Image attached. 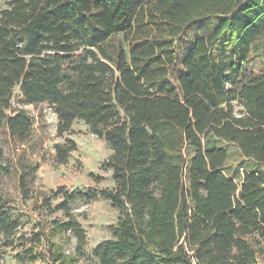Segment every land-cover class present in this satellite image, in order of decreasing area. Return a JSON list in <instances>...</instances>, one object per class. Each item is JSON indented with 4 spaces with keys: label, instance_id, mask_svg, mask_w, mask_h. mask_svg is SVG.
<instances>
[{
    "label": "trees",
    "instance_id": "16d2710c",
    "mask_svg": "<svg viewBox=\"0 0 264 264\" xmlns=\"http://www.w3.org/2000/svg\"><path fill=\"white\" fill-rule=\"evenodd\" d=\"M45 106L57 135L82 120L105 139L113 186L38 184L43 161L77 147L48 151ZM1 131L0 182L14 174L23 199L62 213L16 235L0 188L17 264L77 262L86 230L70 203L97 196L118 209L99 264H264V0H4Z\"/></svg>",
    "mask_w": 264,
    "mask_h": 264
},
{
    "label": "rangeland",
    "instance_id": "374dc122",
    "mask_svg": "<svg viewBox=\"0 0 264 264\" xmlns=\"http://www.w3.org/2000/svg\"><path fill=\"white\" fill-rule=\"evenodd\" d=\"M3 3L4 0H0V5ZM26 108L37 113L32 105H27ZM239 108V106L236 107L237 111ZM43 119L50 135L45 141L48 151L54 150L56 142H62L67 138L75 140L77 147L71 152L66 163L43 161L40 164L37 170V180L41 187L46 189L63 185L69 191H86L90 188L113 186L111 169L104 166V161L111 153L104 138L93 133L88 124L82 120H75L68 131L57 135V115L48 106L43 108ZM0 141L5 149V159L11 160V149L2 131ZM0 188L8 195L14 213L21 219V226L16 235L29 234L39 219L54 215L62 217L60 210L47 213L34 205V198L23 199L18 191L14 174L2 176ZM59 200L60 196L55 197L52 204L55 205ZM70 207L75 211L78 220L86 230L85 255L80 256L74 264H99L93 254L94 248L102 239L110 236L109 225L116 221L118 209L101 196L76 199L70 203ZM7 242L8 240L0 232V264H17L15 254L18 248H15V245L19 239L14 240V245H7ZM74 244V238H70L64 244V248L66 251H73Z\"/></svg>",
    "mask_w": 264,
    "mask_h": 264
}]
</instances>
